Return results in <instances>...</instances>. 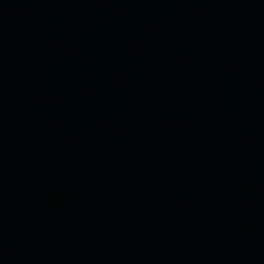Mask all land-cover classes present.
Returning <instances> with one entry per match:
<instances>
[{"label":"water","instance_id":"obj_1","mask_svg":"<svg viewBox=\"0 0 264 264\" xmlns=\"http://www.w3.org/2000/svg\"><path fill=\"white\" fill-rule=\"evenodd\" d=\"M0 264H264V0H0Z\"/></svg>","mask_w":264,"mask_h":264}]
</instances>
